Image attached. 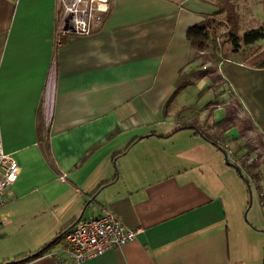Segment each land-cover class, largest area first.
Segmentation results:
<instances>
[{
	"label": "crops",
	"instance_id": "1",
	"mask_svg": "<svg viewBox=\"0 0 264 264\" xmlns=\"http://www.w3.org/2000/svg\"><path fill=\"white\" fill-rule=\"evenodd\" d=\"M214 1L109 0L99 28L73 35L59 32L56 0H0V143L20 168L0 209V264L52 244L80 215L104 211L141 232L82 264H261L257 227L230 241L238 174L233 177L211 138L186 128L216 129V143L230 145L246 168V157L255 155L242 135L255 130L264 138V67L234 58L202 60L186 40L190 27L214 16ZM51 65L54 96L46 124ZM210 66L214 74L167 105L179 72ZM216 74L218 82L211 80ZM222 79L220 88L246 117L241 129L229 124V104L216 105ZM177 105L187 107L177 114ZM184 156L196 163H183ZM61 246L62 237L25 264H62L52 254L67 264Z\"/></svg>",
	"mask_w": 264,
	"mask_h": 264
},
{
	"label": "built area",
	"instance_id": "2",
	"mask_svg": "<svg viewBox=\"0 0 264 264\" xmlns=\"http://www.w3.org/2000/svg\"><path fill=\"white\" fill-rule=\"evenodd\" d=\"M60 11L58 26L63 33L89 35L100 27L108 12L109 0H56ZM54 96V67L48 69L44 86L43 108L44 120L48 124L52 115ZM227 148L226 145L223 146ZM20 168L13 157L4 152L0 143V209L4 205L5 194L16 182ZM65 182V177H59ZM141 232L126 228L110 211L100 216L81 219L66 228L62 237L61 253L68 259L67 264H82L84 261L98 257L105 252L120 248L133 241ZM58 263L66 264L65 258L52 254Z\"/></svg>",
	"mask_w": 264,
	"mask_h": 264
},
{
	"label": "trees",
	"instance_id": "3",
	"mask_svg": "<svg viewBox=\"0 0 264 264\" xmlns=\"http://www.w3.org/2000/svg\"><path fill=\"white\" fill-rule=\"evenodd\" d=\"M263 6H264V0H258ZM214 5L216 6V13H214L213 17L204 18L202 22L199 24H196L192 27H190L186 32V40L189 44V46L192 48L194 53H203L202 55H198L200 58L205 59L206 57H212L211 62H220L223 58L228 59V55L224 53L223 46H222V39H225L228 42V45L230 47L231 53L234 51H238L241 47L239 44L240 42H243L245 45H250L255 43L257 40L264 39V24H262L259 28L246 30L241 33L240 28V22L238 19V13L236 12L235 6L230 4V0H215ZM220 39V40H219ZM221 41V43H219ZM231 44V46H230ZM232 47V49H231ZM246 65L250 67H264V47L263 45L260 46L259 50L252 51L246 59L243 60ZM214 68L213 67H206L203 69L198 70H191L188 73L182 71L179 72L178 78L175 81V91L171 95L170 99L167 101V105L169 102L176 97L177 94L183 89H185L187 86L194 83L195 80H200L207 75L214 74ZM220 79V76L216 74L211 78L212 81L218 82ZM220 87L224 85L223 79L220 80ZM224 90H226V87L224 86ZM244 124V123H242ZM248 126H244L246 128ZM183 128V127H182ZM186 128H191L197 131V133L201 136H204L203 138L209 139L206 134L201 131L198 127L195 126H187ZM142 138H135L133 139L127 148L124 150H128L131 148V146L141 140ZM212 145H214L219 151L224 150V152L228 154H234L235 152L233 150L226 151L225 149H222V145L219 146V144L216 143V141L209 140ZM44 151L47 153L48 151V142L45 141L44 146H42ZM227 149V148H226ZM51 162V160H50ZM237 165V163H234ZM260 165L264 166V159L261 162H258L257 160L253 163V166H248V175L251 181L246 180L243 176H240L245 183V180L248 181L250 186L253 184V187L257 194L260 196V170H255L253 172V169ZM230 167V166H229ZM252 168V170H250ZM255 183V185H254ZM109 183L102 184L99 188H103ZM261 197V196H260ZM259 197V198H260ZM263 205V204H262ZM73 224V223H72ZM64 231V230H63ZM62 231V233H63ZM50 245H47L46 247L42 248L37 253H34L32 255H25L21 256L14 261L5 262L1 264H25L29 260L34 259L38 256H40L42 253H44L46 250L54 246L61 238V235Z\"/></svg>",
	"mask_w": 264,
	"mask_h": 264
},
{
	"label": "rangeland",
	"instance_id": "4",
	"mask_svg": "<svg viewBox=\"0 0 264 264\" xmlns=\"http://www.w3.org/2000/svg\"><path fill=\"white\" fill-rule=\"evenodd\" d=\"M230 4L235 6L234 8H236V12L238 13V19L240 22L241 33L246 31V30L259 28L261 26V23L264 24V6L258 0H230ZM219 43H221V41ZM239 44L241 45L240 49L238 51H234L233 53H231L228 42L225 39H222L223 51H224V53H226L228 55V59L234 58V59L243 61L244 59H246V57H248L250 55V53L252 51H254L255 49L257 50L259 46L264 45V39H262V40L259 39L255 43L250 44V45H245V44H243V42H240ZM230 46H231V44H230ZM231 49H232V47H231ZM220 85H221L220 82L218 83V85H215V88H217L216 93L219 94L218 99L216 100V102H217L216 105L219 104V106L223 108V107H228L224 104H229V114H230L229 115V118H230L229 124H230L231 128H237V126H238L241 129V126L243 125L242 123H244L245 119H246V117H244L242 114L243 110L235 102L234 99H232L227 93L225 94L226 90H223L222 88H220ZM186 107L187 106L184 105L180 109V106L177 105V106H174L172 109L174 111H176L177 114L179 112L181 114L185 111ZM215 131H216V129H212V131L204 132V133L206 134V136H208V138H211L213 141H215V138H214V132ZM242 136L244 138L243 139L244 144L247 147L248 151L250 153H253V155H255V158H254V156L253 157H249V156L246 157L245 162H244L245 165L246 166H253V163L256 160L258 162L263 161V159H264V138L260 137V135H258L255 132V130L254 131H247L246 134H244ZM181 137L182 136H180V138ZM224 145L227 146V144L222 143V147H221L222 149H225L226 151H228L229 149H230V151L232 150V148H230L231 147L230 145H229V147L227 146V149L223 147ZM231 145H232V147H234V144H231ZM180 146L182 147V144ZM222 151H224V150H222ZM222 151H220V152L222 153ZM198 155L201 157H205L204 155H202L200 153H198ZM226 155H227V159H228L229 163H231L233 165H235L234 163H237V165H235V166L240 169V173H241L240 176H243L246 180L251 181L249 178V175H248L249 171H247L248 167L246 168L244 166V164H240V163L235 161V156L237 158H238V156L233 155V153L228 154L227 152H226ZM183 163L194 164V163H196V159H192V158H188V157L184 156ZM227 168L228 167H224L225 170ZM257 169L260 170V175H261L260 182L262 184L261 191L264 193V166L260 165L257 168L255 167L253 169V172ZM228 170L233 175V177H237L236 174H238V173L235 169L233 170V169L229 168ZM250 170H252V168H250ZM240 176L238 175V177L241 180L237 177L236 183L240 187L241 190L239 189L234 193V196H235L236 202H237V206L233 208V210L235 212V214H234L235 216L233 215L229 218L230 241L233 243L235 242V239L238 235V231H242V230L248 231L249 229L253 230V229L258 228V230L264 232V211L260 207L259 196H258L257 192L255 191L253 184H252L250 186L252 202H251L250 207H248V190H247L246 185ZM254 185H255V183H254ZM240 201H241V203H240ZM244 215H245V218H244ZM262 236H263V243H262V249H263L264 233H262ZM262 249H261V251H262ZM261 257H262V254H261ZM261 264H262V260H261Z\"/></svg>",
	"mask_w": 264,
	"mask_h": 264
},
{
	"label": "water",
	"instance_id": "5",
	"mask_svg": "<svg viewBox=\"0 0 264 264\" xmlns=\"http://www.w3.org/2000/svg\"><path fill=\"white\" fill-rule=\"evenodd\" d=\"M201 137H203V136L201 135ZM222 155H223L225 164L230 166V167H232V168H234L237 171L238 175H241L240 169L238 167H236L235 165H233V164L228 162L227 155H226V153L224 151H222ZM245 185H246V188L248 190V207H250L251 202H252L251 188H250V185H249L248 181H246V180H245ZM81 217H82V215H80V218L78 219V221L81 219ZM244 218H245V215H244ZM262 264H264V245H263V250H262Z\"/></svg>",
	"mask_w": 264,
	"mask_h": 264
}]
</instances>
